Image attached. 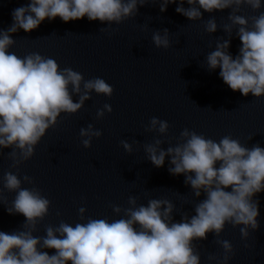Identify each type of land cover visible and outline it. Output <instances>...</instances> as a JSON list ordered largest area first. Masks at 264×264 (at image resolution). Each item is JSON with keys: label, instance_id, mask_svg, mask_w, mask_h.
<instances>
[{"label": "water", "instance_id": "95a60500", "mask_svg": "<svg viewBox=\"0 0 264 264\" xmlns=\"http://www.w3.org/2000/svg\"><path fill=\"white\" fill-rule=\"evenodd\" d=\"M29 3L0 0V33L7 32L13 41L7 51L19 58L39 54L53 59L61 71L81 74L80 91L71 84L68 91L73 103H80L84 95L88 98L75 113L60 112L30 157L25 158L14 144L0 147V231H30L40 239L38 250L53 255L56 250L41 247L49 228L59 238L55 230L61 224L75 227L89 220H127L129 210L146 207L153 199L173 205V222L184 216L190 219L206 195L201 192L197 197L186 175L169 172L174 167L171 156L165 157L162 167L154 166L148 146L167 152L186 142L182 132L187 129L217 143L230 136L246 148H264V96L232 91L219 69L209 70L207 65V56L218 42L230 40L229 53L233 57L239 53V26L233 25L231 34L225 31V25H231L229 15L248 18L251 28L252 18L264 12V6L253 10L245 4L236 12L201 10V19L189 20L175 10L180 0L168 4L164 12L160 11L163 0H145L143 5L138 0L134 14L119 23L86 17L65 23L57 17L45 19L31 32L19 28L8 32L13 11ZM183 7L189 5L185 2ZM209 20L217 24L214 33L205 30ZM165 29L169 46L157 47L153 36H163ZM97 78L112 87L111 96L85 89L86 82ZM153 118L167 122V131L159 132V124L153 129ZM89 126L101 135L82 136L81 130L88 131ZM84 140H90L89 147ZM6 173L16 175L22 189L36 191L49 201L46 215L36 220L34 229L25 226L28 222L22 214H9L18 190L5 187ZM256 198L258 230L250 232L247 240L241 236L242 225H226L219 237L208 233L195 245L201 264H222L224 250L217 240L232 244L229 264H264V192Z\"/></svg>", "mask_w": 264, "mask_h": 264}, {"label": "clouds", "instance_id": "9594fccd", "mask_svg": "<svg viewBox=\"0 0 264 264\" xmlns=\"http://www.w3.org/2000/svg\"><path fill=\"white\" fill-rule=\"evenodd\" d=\"M144 2L139 0L141 5ZM185 2L188 8L183 7ZM137 3L138 0H30L27 6L13 11V25L8 32L14 33L18 28L31 32L45 19L51 21L57 17L65 23L85 17L89 21L119 23L134 14ZM176 3L177 0H163L160 11ZM245 4L258 10L264 6V0H180L175 10L189 20H198L202 18L201 10L212 13L231 8L236 12ZM252 19L249 28L248 18L229 15L231 25H225V31L231 34L232 26H239V53L235 57L229 53L230 40L218 42L216 50L207 56V65L209 70L219 69L220 78L232 91L261 97L264 96V12ZM205 30L216 32L215 20H209ZM153 41L157 47L167 48V29L163 36L155 34ZM12 43L7 32L0 33V147L14 144L28 158L60 112L75 113L88 96H82L80 103H73L68 85L79 92L81 74L71 69L61 71L53 59L39 54L19 58L7 51ZM84 87L109 96L113 91L100 78L86 82ZM105 108L111 112L109 105ZM98 115L102 116L103 112ZM157 124L159 132L167 131V122L153 118L152 128ZM81 135L99 137L101 133L92 132L89 126L88 131L81 130ZM182 136L187 138L186 142L169 147L167 152L155 146L146 150L157 168L164 165L166 156H171L174 167L169 172L186 175V183L197 197L201 192L206 195L190 219L184 216L180 222H173V205L167 200L153 199L146 207L129 210L127 220L111 223L89 220L75 227L61 224L55 230L60 233L59 238L49 228L41 247L56 250L53 255L38 250L40 239L30 231H0V264H67L69 261L71 264H201L195 245L207 239L208 233L219 237L226 225H242L241 236L247 240L250 232L260 227V202L256 197L264 192V148H246L230 136L217 143L187 129ZM83 143L90 146V140ZM123 146L131 150L127 143ZM5 187L18 190L9 214H22L28 222L25 226L34 229L36 220L46 215L49 201L36 191L22 189L21 181L11 173L5 174ZM130 203L134 204L135 200L130 199ZM217 243L224 250L222 264H229L232 244L227 240Z\"/></svg>", "mask_w": 264, "mask_h": 264}]
</instances>
